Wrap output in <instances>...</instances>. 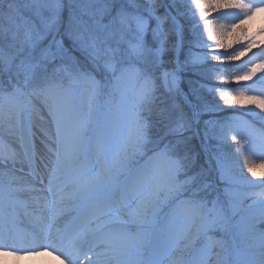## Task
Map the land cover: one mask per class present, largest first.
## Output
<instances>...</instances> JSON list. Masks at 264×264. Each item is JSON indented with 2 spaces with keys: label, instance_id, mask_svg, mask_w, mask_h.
Returning a JSON list of instances; mask_svg holds the SVG:
<instances>
[{
  "label": "rangeland",
  "instance_id": "374dc122",
  "mask_svg": "<svg viewBox=\"0 0 264 264\" xmlns=\"http://www.w3.org/2000/svg\"><path fill=\"white\" fill-rule=\"evenodd\" d=\"M114 1L4 0L0 4V7L4 5L3 9H0L1 67L3 70L7 69L8 72L19 75L23 73L20 67L22 63L35 64L36 68L30 79L34 84L36 83L35 80L43 79L45 75L51 77L58 76L60 87L46 102L42 96H26L19 98V100L20 102L27 103L31 99L32 104L40 109L41 113L45 116L46 122L40 120L35 113H33L32 119L36 125L41 127L49 129L53 127L51 119L48 118L47 106H52L58 110L69 138L70 147L79 149V155L72 161L73 169L84 166L87 168L89 174L106 172L107 184L104 186V189L112 191L116 196L128 185H134L137 193H154L157 198L156 201L159 199L161 192L167 193L168 196L162 194V197L169 204L168 210L163 214L159 223L154 225V228L145 234L143 242L148 245L147 247L144 248V244L140 243L138 239L139 235L144 232V228L138 224H129L127 226L128 230L136 235L129 264H217L218 260L220 264H236L235 261L238 258V254L239 259H248L255 254V240L260 238V228L264 227V209L257 212L255 216L257 220H249L247 218L249 212L248 206L237 210L222 195L220 189L225 185L218 184L217 173L221 169L227 171L229 169V162L228 160H219V164L217 162L214 164L215 159L221 157L224 146L218 139L217 133L220 125L226 122H232L235 129H239L241 132V135L237 136V139H240V144L245 151L243 152L244 156L240 155L241 159L239 160H242L240 165L236 166L231 162L229 170L242 169L245 158L250 163L259 165L264 162V142H261L255 133L252 134L251 141L242 137L247 135L245 129L246 123H253L254 128L259 130L261 125L264 124V120L261 119L264 117L259 116L260 121L257 122L254 120H246L244 122L245 119L242 117L240 118L243 121H240V119H228V117L216 120L214 126L210 128L212 136L216 138L215 142L211 145L206 144L204 152L209 168L213 171L214 183H210L203 178L201 184L195 185L196 189H190L191 184H193V181H191L193 174H191L190 167L193 164L189 165L188 159L193 158H188L185 155L182 160L186 161V165H183L181 161L174 160L177 156L173 155V148L189 144V140H192L191 137H193L196 130L195 126L193 127L194 129L191 126L193 122L196 125L197 121L202 117L200 113L202 110L201 106L206 105V109H210L213 108L212 105L214 104V102L210 103L206 100V95L202 92L203 89L198 87L201 80L195 78L193 80L195 84L193 85L195 86L194 95L196 100L190 99L183 93L182 95L186 99L181 106L187 109H178L181 114L177 125L180 128L183 127L185 130L179 133V138H173L172 142H170L171 148L169 147V143H167L166 147L156 150L150 157L137 165L138 168L124 174L123 166L115 156L119 148L125 144L130 132L129 129L132 127V115L129 112H136L139 106L142 108L149 107L151 96L157 87V77L160 76L163 85L166 86L168 91L174 92L180 91L183 88L181 83L187 80L184 72L187 71V67L190 64H193L194 67H199L200 62L205 63L210 69L206 72H201V74L210 79L214 75L219 76V71L215 62H212L211 54L205 52L203 44L200 42V28L185 16L186 0H163L165 3L163 10H166V8L170 9V15L165 17L164 12L161 13L155 10L153 18L148 21L149 32L143 38L146 46L153 49L156 47V42L150 29L156 27L152 25V22H157L156 17H159L162 20L163 32L167 37L166 50L162 56V64L159 61L156 62L154 54L147 55L145 61L139 64L142 70H147L151 81L150 88L151 90L153 89L152 92L150 91L151 94L145 96L144 75L138 72L136 74H129L128 70L131 68L127 67L130 64H137V60L132 56L131 46L136 43L139 34L133 25H125L120 22V13L144 14L147 18L146 9H150V6L145 5V1L143 3L139 0H121L119 3H114ZM247 2H258V0H247ZM224 11L221 10L220 12ZM64 14L71 15L68 26L64 25L66 19ZM209 15L211 16L212 14L210 13ZM237 15V12L231 11L227 15H218V19L216 16H213V20L217 26L228 25L236 19ZM53 17L56 19L57 24L56 27L49 30L47 26ZM248 23L253 28L256 39L264 42V34H257L259 29L264 26V13L257 14ZM29 36L33 40L37 36H43L44 39L36 47L32 48L30 47ZM60 41H63V43L61 44ZM177 42L180 43L178 52L172 47ZM50 43L54 57L65 59V62L53 65L51 70L56 72L54 74H48L50 72L48 64L53 59V55L45 57L42 51ZM67 44L75 47L76 50L70 52ZM262 45L264 43L260 44V46ZM210 46H212L211 42ZM188 47L190 49L187 50ZM259 49L254 51L255 55H252V59H243L244 67H247V64L249 67L252 66V62L259 63L264 61V53L262 52V56L258 55ZM78 51L85 53V56L89 58L84 67L85 70L79 72L80 76L73 68L68 67V62L74 60V53ZM177 57L179 64L176 62ZM95 70L100 72V75L105 78L104 82L94 72ZM165 71L175 74L176 84L174 86L171 83V76H169L167 84L164 82L163 73ZM260 72L261 69H257V73ZM89 82H94L95 86L91 87ZM32 89L33 87L30 86L24 91L25 93H29ZM249 89H251L250 92ZM225 91L231 90L227 89ZM232 91L239 90L232 89ZM248 92L250 95L264 93V77L260 81H255L254 84H248ZM116 95V100L111 101ZM55 98L57 99L56 102H54ZM147 98L149 100L147 105H145ZM110 101L113 103L111 104ZM16 103L17 101L14 100L5 105L4 112L0 115V134H3L5 131V127L9 122V115L12 117V124H16ZM116 104H118L117 109L111 108L112 105ZM177 107L181 108L179 104ZM82 126L85 137L87 133H91L89 141L91 139L94 140L92 155L86 154L87 150L83 152L85 145L80 148L76 143V137L81 131ZM180 128H171L173 134L177 135ZM189 132H193V134L190 136ZM185 133H188V135ZM9 139L11 140L12 147L15 148L14 151L19 152L20 148L15 137ZM216 143H219L217 147L214 146ZM190 150L188 149L186 153L193 155V152H190ZM44 151L43 145L37 140L36 162L38 171L42 170L40 157ZM142 155L143 152L140 151L135 154V158H140ZM166 164H168V167H166ZM26 166L28 165L26 164ZM26 172L15 168V179L12 180V184H22L19 177H23ZM2 181H7V178L5 177L4 179L3 176H0V184H2ZM31 182L32 180L27 185L32 184ZM159 188H162L161 192L157 190ZM260 194H264V188L255 189V187H252L251 190L243 192L246 202L250 201L249 199L252 197H258ZM185 195L194 197L195 201L182 197ZM209 196L214 198L217 196V200L214 203L211 201L210 210L208 209L211 218L220 211L223 212L225 219L227 216L231 218L233 215L234 218H231L230 221L237 228L233 232L234 236H231V233H229V230L231 231L230 226L226 227L224 231L227 230V233L225 232L227 237L225 238L215 232L206 234L202 242L199 241L197 243L193 255L186 259L185 251L193 241V232H196L199 226V215L203 214V205L208 203L207 201L210 200ZM178 197L180 198L175 199ZM198 198L200 200H196ZM223 198V202L226 201L227 205L222 203L221 200ZM262 198L264 199V197ZM166 202H164L162 207H159L157 214L164 209ZM64 203L68 208L72 204L71 201H65ZM131 203L134 206L135 200L133 199ZM40 204L43 205L36 201L30 189H25L24 191L18 189V191L13 192V196H8L5 193L3 203L0 205L5 209L7 226L11 230H15V221L17 223H24L21 221L24 220V217L21 215L17 220L16 218L14 219L12 217L14 209L23 211L21 209L23 207L26 209L28 218H34L35 216L45 217L48 215V212ZM192 205H199V210H194L191 207ZM125 218L127 219V217ZM33 229L39 231L40 239L38 241L40 244L45 243L43 241L44 230L38 226ZM20 232L25 231L21 229ZM209 237L222 243L211 250L210 257L205 261L206 253L204 250L208 245ZM227 238L229 239L226 240ZM262 245L264 248V239ZM260 248L262 249V246ZM89 255L91 256V253ZM4 263H6L5 258Z\"/></svg>",
  "mask_w": 264,
  "mask_h": 264
},
{
  "label": "snow or ice",
  "instance_id": "6c2138e0",
  "mask_svg": "<svg viewBox=\"0 0 264 264\" xmlns=\"http://www.w3.org/2000/svg\"><path fill=\"white\" fill-rule=\"evenodd\" d=\"M218 10L225 11L219 12ZM154 11V8L146 9L147 18L144 14L120 13V22L125 25H133L139 34L138 40L131 46L132 56L137 60V64H130L127 67L144 75L145 96L150 94L151 81L147 70H142L139 64L145 61L147 55L152 54L155 55L156 62L159 61L162 64V56L167 44V37L162 29V20L159 17H156V27L151 29L156 47L153 49L146 46L143 39L149 32L148 21L153 18ZM231 11L238 13L236 19L228 25L217 26L213 16L227 15ZM184 12L185 16L200 28V42L203 44L205 52L211 54L213 60L219 62L223 57L224 61L235 63L239 62L241 57H245L246 53L255 55L253 50L258 43L255 35L239 37L237 39L238 50L233 48L231 43H225V41L233 35L236 29L248 23L254 16L264 13V0H258V2H247V0H186ZM169 15L170 9L166 8L165 17ZM56 24L57 21L53 17L47 27L51 30L56 27ZM257 34H264V26L259 29ZM43 39V36H37L33 40L29 36L30 47H36ZM210 42L214 46H210ZM60 43L62 44L63 41ZM172 47L178 52L180 43H174ZM42 51L45 57L53 55V59L55 58L51 43ZM259 51L264 52V45ZM176 62L179 64L178 57ZM20 67L27 83L32 78L36 65L22 63ZM257 69H261L264 73V61L252 62V66L248 67L246 71L233 77L232 83L240 88L246 87L257 75ZM169 76H171V83L174 86L176 84L174 73L165 71L163 73L164 82L168 83ZM43 79V87L33 88L29 93L16 88L12 93L0 95V115L3 114L6 104L10 101H17L15 104L16 124H12V117L9 115V122L5 131L0 134V168L4 169L0 172V176L6 177L8 181L4 187H0V204L3 203L5 193L10 194L18 191V189L11 187V182L15 179V166L17 163H26L31 168L34 177L31 182L32 190L49 194L42 199L44 201L43 208L48 209L50 207L51 215L50 217L39 216L37 219L44 223L48 235L52 238V243L42 245V247H50L53 252H59L64 257L65 264H129L136 235L128 230L127 226L153 221L159 210L156 203L157 198L152 192L137 193L134 185L123 188L116 196L112 191L104 189L107 184L106 172L89 174L84 166L73 169L72 161L79 155V149L70 147L69 138L58 110L52 106H47L48 118L51 119L53 127L51 129L41 127L36 125L32 119L33 113H35L40 120L45 121V116L40 109L32 104L31 99L27 103L19 100V98L26 96H42L46 102L60 87V84L48 75H45ZM89 84L91 87L95 86L94 82H89ZM212 90L215 93L217 88L213 87ZM250 91L251 89H249ZM249 92L221 90L218 95L219 100L226 106L250 105L251 107L245 109V115H251L257 111L264 112V93L249 95ZM261 119L264 120V118ZM245 129L247 135L242 137L243 139L251 141L252 134L255 133L257 138L264 142V124L259 130H256L253 123H246ZM238 134L232 122H226L218 128L217 136L221 143H226L229 139L239 143ZM11 137H15L18 142L19 152L14 151L13 147L10 146L11 140L9 138ZM37 140L45 149L40 157L41 171L37 170ZM85 141L86 137L82 126L76 137V143L82 148ZM217 163L219 164V160ZM243 169H246L247 174L252 178L249 181L250 184L264 188V162L256 165L245 158L242 165ZM257 181H259L258 184ZM36 183H39L41 187L36 188ZM133 199L135 200L134 206L131 203ZM65 201H71L73 207L65 206ZM258 203L264 204V200L258 201ZM191 207L196 211L199 210V205H192ZM69 211L74 212L75 215L71 217V220L65 221L63 227L59 226L58 219ZM224 226L225 217L222 211L217 212L209 220L210 229L224 228ZM15 242L12 231L7 226L3 213L0 212V254L14 256L21 251H30L29 249L17 248ZM221 243L212 237L208 238V245L204 250L206 253L205 261L210 257L211 250ZM217 264H220L219 260Z\"/></svg>",
  "mask_w": 264,
  "mask_h": 264
},
{
  "label": "trees",
  "instance_id": "16d2710c",
  "mask_svg": "<svg viewBox=\"0 0 264 264\" xmlns=\"http://www.w3.org/2000/svg\"><path fill=\"white\" fill-rule=\"evenodd\" d=\"M4 0H0V4ZM121 0H115L114 3H119ZM144 3L145 5L150 6V8H154L157 11H160L161 13H165V10H163V7H165V3L163 0H139ZM219 12L221 10H218ZM66 14V13H65ZM65 21L64 25L68 26L69 20L71 15L67 14L65 15ZM218 19V15H216ZM221 20V19H219ZM222 21V20H221ZM157 22H152V25L156 26ZM249 23H246L242 25L240 28L236 29L233 35L225 41V43H231L233 48H236L238 50V44H237V39L239 37H242L244 35L248 36H253L254 31L253 28H251ZM152 29V28H151ZM150 29V32H151ZM191 38V37H190ZM259 44V40L257 39ZM1 45V44H0ZM151 45V44H150ZM214 46V44H212ZM67 48H69V51L73 52L75 51V47H71L69 44H67ZM190 49V47L187 48V50ZM258 50V47L255 48L253 51ZM85 52V51H84ZM83 52H75L74 53V60L72 62H68V67L73 68L80 76L79 72H83L85 70V66L88 62V57L85 56V53ZM262 51H258V55H261ZM185 56V53H184ZM189 57V56H188ZM249 57H252V54L246 53L245 57H241L239 62H226L223 60L221 61H216L212 59V62H215V65L218 69L219 76H215L210 79L205 77L204 75L201 74V72H206L208 69H210L209 66H207L205 63L200 62V66H195L193 64L188 65L187 71L184 72L186 74L187 80L182 81L181 85H183V88L180 89V91H168L166 86L163 85L162 79L160 76H158L156 79V90L151 96V100L149 102V109L148 108H142L138 107V110L136 112H129L131 113V129L129 132V135L126 139V142L124 145H122L119 150L116 153V158L118 159L119 163L122 164L124 170L130 171V169L136 167L141 163L142 160H144L146 157L151 155L152 152L156 150H161V148L166 147V144L172 142L173 138H179V133H182L185 129L183 127H179L177 125L179 119H180V112L178 111L181 109H187L186 107H182V103L186 99L185 96L182 94L185 93L190 99L196 100V97L194 95L195 89L194 85L195 82L193 80L195 78H198L201 80V83L198 87L202 88V92L206 95V100L210 103L214 104L212 105L213 108L206 109L205 106H201L202 110L200 111L201 113V118L199 121H197V124L191 126L192 129L193 127H196L195 134L193 132H189L190 136L193 134L192 140H189L188 145H179L176 148H173V155L175 154L177 156L176 159L181 161L183 165H186V161H183V157L188 156V158H193V159H188L189 165H192L190 167L191 174H193V184H191L190 189L195 188L196 184H201L203 181L202 179L205 178L206 181H209L210 183H214L213 180V171L209 168V164L207 163L208 160L206 159L205 155V145L206 144H214L215 142V137L212 136L210 132L211 126H214L216 120H222L226 117L232 118V119H240V121L246 122V120H254V121H260V117H264V113L262 111H257L252 113L251 115H245V109L247 107H251L250 105H245V106H226L223 105V102L219 100V91L221 90H227L230 89H236L239 91H246L248 92V84H254L255 81H260L264 77V73L262 71L260 73H257L255 77H253L252 82H249L246 87L240 88L237 87L236 84L232 83V79L235 75L241 74L243 71H246L249 65L247 67L243 66V59H249ZM77 58V60H76ZM61 62H65V59H60L59 57H55L52 59L49 64H48V70L51 73H56L55 71L53 72L52 67L54 64H61ZM2 63L0 62V95H7L9 93H12L15 91L16 88H20L22 90L27 89V87H33V88H40L43 87L44 84V79L40 80H35L36 83L34 84L32 80L25 82V77L24 73H20L17 75L16 73L13 72H8L7 69H4L1 67ZM155 67L154 65H152ZM110 69V68H109ZM137 71L135 70H128L129 74H136ZM98 77L103 80L104 82V77L100 75V72H95ZM55 81L60 82L58 80V76L52 77ZM223 82V83H222ZM217 88V91L214 93L213 92V87ZM194 89V92H193ZM153 89L151 90V92ZM201 92V93H202ZM234 92V91H233ZM116 94V92H115ZM151 94V93H150ZM250 95V93H249ZM117 95L115 98H112V101L116 100ZM148 98L146 101L148 102ZM113 103V102H112ZM179 104L178 108L177 105ZM211 105V104H210ZM118 104L113 106V109H117ZM123 111V110H121ZM242 117V118H240ZM221 122V121H219ZM218 122V123H219ZM171 128H180L178 130V134L174 135L172 132ZM237 133L238 136L241 135V132L239 129ZM199 132V134H197ZM188 135V133H185ZM184 134V135H185ZM181 137V136H180ZM161 140H157L160 139ZM239 143L235 141H227L226 143H223V149H222V155L220 158L217 157L218 160L226 161L228 160L229 164V169H230V163L232 162L233 165H240L242 160L240 158V155H243L244 149L240 144V139ZM219 143H216L214 146L217 147ZM171 148V147H170ZM188 149H191L190 152H193V155H190L189 153H186ZM142 151L143 155L140 156V158H135V154ZM217 152V150H216ZM115 153V152H114ZM172 155V153H171ZM217 159H215L214 164H216ZM243 159V158H242ZM239 161V162H237ZM166 167H168V164H166ZM220 170L217 173V180L218 184L221 183L223 188L220 189L222 195L227 199V201L232 204V206L239 210L241 207L248 206V208H252L255 201L250 202L249 204L246 202L245 197L243 195V192L247 190L249 187L252 186V184L249 183V181L252 179L249 174H247L246 169H237V170ZM258 171L260 169H257ZM181 174V173H180ZM188 174V173H187ZM195 181V182H194ZM259 181H257V184ZM233 185V186H230ZM196 189V188H195ZM160 192L162 191V188L157 189ZM195 191V190H194ZM162 194L167 195V193H162L159 197V199L156 201L158 207H162L164 205V202H166V199L162 197ZM196 194V193H195ZM191 197L193 200H195L194 197ZM168 198V197H167ZM208 201H216V198L209 196ZM196 200H200L199 198ZM206 200V199H205ZM261 201V200H260ZM168 206L167 202L164 208ZM250 211V210H249ZM249 213V212H248ZM232 218L233 215H232ZM226 223L224 228H218V231L225 229L226 227L230 226V223L227 222V219H225ZM234 221V220H233ZM237 228V227H236ZM216 229V228H215ZM227 233V230L225 231ZM230 236V235H229ZM200 239L202 237H199ZM255 254H253L251 257L248 259L245 258H240L238 262L240 264H264V250L263 248L261 249L260 246H262V240L261 238H257L255 240ZM191 249H187V252H190ZM259 251V252H258ZM263 253V254H260ZM241 255V254H240Z\"/></svg>",
  "mask_w": 264,
  "mask_h": 264
},
{
  "label": "bare ground",
  "instance_id": "6f19581e",
  "mask_svg": "<svg viewBox=\"0 0 264 264\" xmlns=\"http://www.w3.org/2000/svg\"><path fill=\"white\" fill-rule=\"evenodd\" d=\"M94 140H91L89 143V147L87 149V154H91L92 155V151L94 149ZM12 146V144L10 145ZM13 150H15V148L13 147ZM15 168H19L20 171H27L23 177L20 176L19 178L22 181V184H12L11 182V187L12 189H19L20 191H24L25 189H30L32 192L33 197L36 199V201L38 203H42L44 204V201L42 199V197L44 196H48L49 194L47 192H37V191H33L32 190V184L27 185V183H29L30 180H34V177L32 176L31 173V168L26 166V164H20L17 163ZM4 171L3 168H0V172ZM22 175V174H21ZM2 177V176H1ZM5 179V177H4ZM8 181H2V184H0V187H4ZM36 188H40L41 185L39 183L35 184ZM13 195V192L10 193V195ZM9 196V195H8ZM41 205V204H40ZM43 207V205H41ZM73 207V203L70 204L69 208ZM23 210V209H22ZM48 212V215L46 217H50L51 215V208L49 207L48 209H45ZM0 212L3 213V215H5V210H3V207L0 205ZM21 215H23L24 223H16V227L18 229H16L19 234H17V232L15 231V234L13 235L15 242V246L19 249H29V252H25V251H21V254L18 255H14V256H4L2 254H0V264H65V259L64 257H62L59 252H53L52 249L50 247H42V245L45 244H51L52 243V238L48 235L47 230L44 227V223H39L38 220H34L32 219L31 221L28 218V215L26 214V210H16L14 209V213H13V218H19ZM75 215L74 212L69 211L66 215L60 217L57 221L58 225L63 227L65 221H69L71 220V217ZM50 222V221H49ZM38 224L40 226L43 227L42 230L45 231V235H44V244L40 245V243L38 242V239L40 238V234L39 231H35L34 226L33 225H37ZM36 226V227H37ZM35 227V228H36ZM24 230L25 232H20V230ZM30 234L32 237H30L31 240H29V236L28 234ZM36 251V253H35ZM4 258L6 259V263H4ZM34 262V263H31Z\"/></svg>",
  "mask_w": 264,
  "mask_h": 264
}]
</instances>
